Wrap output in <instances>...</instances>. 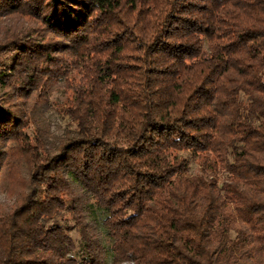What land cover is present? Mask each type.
<instances>
[{
    "label": "trees",
    "instance_id": "trees-1",
    "mask_svg": "<svg viewBox=\"0 0 264 264\" xmlns=\"http://www.w3.org/2000/svg\"><path fill=\"white\" fill-rule=\"evenodd\" d=\"M0 22V164L30 166L0 264H264V0H0Z\"/></svg>",
    "mask_w": 264,
    "mask_h": 264
},
{
    "label": "rangeland",
    "instance_id": "rangeland-1",
    "mask_svg": "<svg viewBox=\"0 0 264 264\" xmlns=\"http://www.w3.org/2000/svg\"><path fill=\"white\" fill-rule=\"evenodd\" d=\"M5 23L0 22V34L6 31ZM72 93H63V90L53 96V107L45 115L51 125L52 136L63 134L68 117L64 115V108ZM44 110V109H43ZM44 116V111H42ZM33 127L29 130L33 132ZM196 165H193L195 169ZM29 168L27 162L18 161L6 165L0 164V218L6 217L22 202L23 196L28 192L30 185ZM110 264L112 262L110 261Z\"/></svg>",
    "mask_w": 264,
    "mask_h": 264
}]
</instances>
